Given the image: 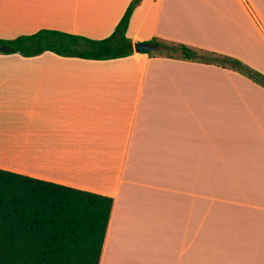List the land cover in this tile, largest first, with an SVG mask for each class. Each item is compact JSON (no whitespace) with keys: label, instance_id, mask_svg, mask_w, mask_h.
I'll return each mask as SVG.
<instances>
[{"label":"crops","instance_id":"1","mask_svg":"<svg viewBox=\"0 0 264 264\" xmlns=\"http://www.w3.org/2000/svg\"><path fill=\"white\" fill-rule=\"evenodd\" d=\"M131 2L0 0V38L101 39ZM127 35L264 73V0H140ZM156 52L0 53V168L112 197L100 264H264V86Z\"/></svg>","mask_w":264,"mask_h":264},{"label":"trees","instance_id":"2","mask_svg":"<svg viewBox=\"0 0 264 264\" xmlns=\"http://www.w3.org/2000/svg\"><path fill=\"white\" fill-rule=\"evenodd\" d=\"M132 0L115 30L101 39L56 29L0 38L8 50L35 56L112 59L135 53L127 35ZM161 55L215 63L235 69L264 86V73L239 58L184 43L154 38ZM153 54L154 52H143ZM113 198L0 168V264H100Z\"/></svg>","mask_w":264,"mask_h":264},{"label":"water","instance_id":"3","mask_svg":"<svg viewBox=\"0 0 264 264\" xmlns=\"http://www.w3.org/2000/svg\"><path fill=\"white\" fill-rule=\"evenodd\" d=\"M134 48L136 52H156L162 49L159 44L140 41H136L134 43ZM7 50L8 48L5 45H0V52H4Z\"/></svg>","mask_w":264,"mask_h":264}]
</instances>
